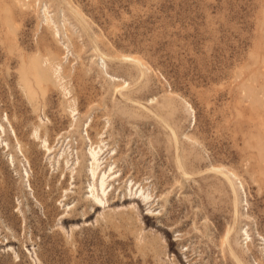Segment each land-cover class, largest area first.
I'll return each instance as SVG.
<instances>
[{
	"label": "rangeland",
	"instance_id": "rangeland-1",
	"mask_svg": "<svg viewBox=\"0 0 264 264\" xmlns=\"http://www.w3.org/2000/svg\"><path fill=\"white\" fill-rule=\"evenodd\" d=\"M0 264H264V0H0Z\"/></svg>",
	"mask_w": 264,
	"mask_h": 264
},
{
	"label": "bare ground",
	"instance_id": "bare-ground-1",
	"mask_svg": "<svg viewBox=\"0 0 264 264\" xmlns=\"http://www.w3.org/2000/svg\"><path fill=\"white\" fill-rule=\"evenodd\" d=\"M134 58H135V57H134ZM129 60H130V59H129ZM140 62H141V61H140ZM94 152H95V151H94ZM94 155H95V154L92 153L93 160H95V159H94V158H95ZM96 155H97V154H96ZM95 166H96V165H95ZM92 171L94 172V169H93ZM92 171H91V172H92ZM93 172H92V173H93ZM94 173H95V172H94ZM101 177H102V176H101ZM103 177H104V175H103ZM102 180H103V179H102ZM102 180H101V182H100V188L104 185V184L102 185V182L104 183V181H102ZM95 199H96V198H95ZM98 201H99V200H98Z\"/></svg>",
	"mask_w": 264,
	"mask_h": 264
}]
</instances>
